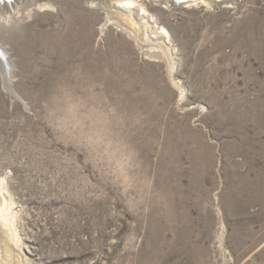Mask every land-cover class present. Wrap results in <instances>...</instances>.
Returning a JSON list of instances; mask_svg holds the SVG:
<instances>
[{"label":"rangeland","instance_id":"obj_1","mask_svg":"<svg viewBox=\"0 0 264 264\" xmlns=\"http://www.w3.org/2000/svg\"><path fill=\"white\" fill-rule=\"evenodd\" d=\"M38 3L20 30L73 13L89 35L21 69L0 34V264H264V0H139L162 50L86 0Z\"/></svg>","mask_w":264,"mask_h":264},{"label":"bare ground","instance_id":"obj_2","mask_svg":"<svg viewBox=\"0 0 264 264\" xmlns=\"http://www.w3.org/2000/svg\"><path fill=\"white\" fill-rule=\"evenodd\" d=\"M153 1L162 3L164 7L183 6L186 8V7H193V6H199V5H211L214 2L217 3V1H226V0H189V1L153 0ZM86 2L90 3L92 7L95 6L105 11L106 15L104 16V22H103L104 26H107L112 23V25L114 24V26L115 25L119 27L122 26L124 30L130 29L132 31V35L136 36V39L139 40L138 43H140V46L143 50L145 49V47H150L151 45L155 46L156 44L154 43H158L161 46L160 50H162L164 47L167 48V46L170 49L169 36H167L168 33L165 32L164 28L159 27L154 22L155 21L154 18L147 14L146 10L143 9L142 3H139V0H86ZM40 4L41 3H38V0H0V34L4 35L5 38L9 37L10 43L9 42L8 43L12 46V48L14 47L15 53L19 54L18 57H20L19 64H20L21 69H24L27 67V63H26L27 58H28L27 56L35 51V46L39 45L38 43H41L44 46L49 47V50H47L46 53H52L53 51H57L58 57H60L59 63L61 64L63 63L64 64L63 67L65 68L67 63L70 61L69 60L70 58L66 59L65 57L69 52L72 51V48L70 49L69 46L67 45L68 44L67 39H69L71 36H72L71 43L73 42V44H75L76 41L78 42L80 40L81 32L83 33V36H82L84 37L83 40L79 42V45L76 44L78 45L76 46L78 48L77 50L74 49L73 51L79 53L82 57L84 54H86L85 53L86 47H84L82 43L86 41L87 36L89 34L85 32L87 31V29L84 30L82 27L84 26L83 24L84 21L80 23L81 21L79 19L80 17L79 16L75 17V15L72 13L73 17L69 19H65L66 21L65 25L63 29L60 30L61 32H59V34L52 35L51 37H45L43 33L28 35L25 31L20 30L21 28L19 27H27V26H23L22 23L26 19H28L34 13V11L35 12L37 11L36 8L40 9V7H42V5ZM29 6L31 7V9ZM59 13L62 14L61 12ZM129 17H131L130 20L135 19L134 22L135 23L138 22L140 26L137 27L135 25L136 27L134 26L135 29H133L131 27L132 24L127 21ZM69 28H73L74 33L68 32L67 30ZM143 29L145 30L144 32H143ZM13 35H17V36L13 37ZM143 36H144V39L142 40ZM11 38H12V41L10 40ZM140 41L142 42L144 41V42L142 43ZM145 52H146L145 54L152 56V57L160 55L159 51L156 49L146 48ZM7 55L8 53H5L4 48L1 46V43H0V72H1L2 77L4 76L3 81H5V83H8L9 85L10 79L8 78L7 80L5 75L6 73L8 74L9 68L11 69L14 67L13 65H11L9 61L10 59H8ZM46 57H51V56L47 55ZM73 61H75V58L73 59ZM87 63L92 65L91 61H88ZM99 63H100V66L102 67L111 66V63H105L102 60H100ZM12 70L13 69L10 70V74H12L11 73ZM46 78L48 79L51 77H46ZM62 79L65 80L63 77ZM251 200H253V198Z\"/></svg>","mask_w":264,"mask_h":264},{"label":"water","instance_id":"obj_3","mask_svg":"<svg viewBox=\"0 0 264 264\" xmlns=\"http://www.w3.org/2000/svg\"><path fill=\"white\" fill-rule=\"evenodd\" d=\"M183 1H189V0H183ZM180 3H182V2H180Z\"/></svg>","mask_w":264,"mask_h":264}]
</instances>
